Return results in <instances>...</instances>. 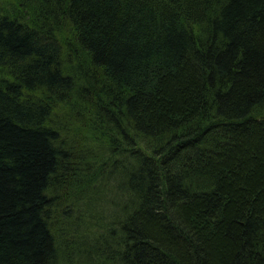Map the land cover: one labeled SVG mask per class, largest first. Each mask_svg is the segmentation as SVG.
Listing matches in <instances>:
<instances>
[{"label": "trees", "instance_id": "obj_1", "mask_svg": "<svg viewBox=\"0 0 264 264\" xmlns=\"http://www.w3.org/2000/svg\"><path fill=\"white\" fill-rule=\"evenodd\" d=\"M0 264H264V0H0Z\"/></svg>", "mask_w": 264, "mask_h": 264}]
</instances>
